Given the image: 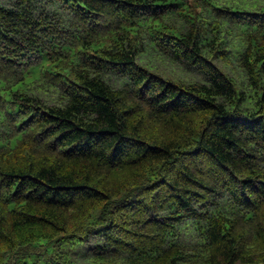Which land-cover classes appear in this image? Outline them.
<instances>
[{"label":"trees","instance_id":"trees-1","mask_svg":"<svg viewBox=\"0 0 264 264\" xmlns=\"http://www.w3.org/2000/svg\"><path fill=\"white\" fill-rule=\"evenodd\" d=\"M0 264H264V0L0 2Z\"/></svg>","mask_w":264,"mask_h":264},{"label":"rangeland","instance_id":"rangeland-1","mask_svg":"<svg viewBox=\"0 0 264 264\" xmlns=\"http://www.w3.org/2000/svg\"><path fill=\"white\" fill-rule=\"evenodd\" d=\"M8 0H0L2 3H6ZM161 71L166 72L167 75L174 74L178 77H182L186 80L200 79L196 71H188L177 65L162 64L159 60L155 61ZM169 73V74H168Z\"/></svg>","mask_w":264,"mask_h":264}]
</instances>
